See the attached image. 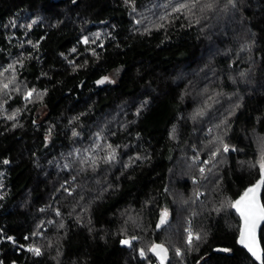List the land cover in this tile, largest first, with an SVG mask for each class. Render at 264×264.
<instances>
[{
	"label": "trees",
	"instance_id": "obj_1",
	"mask_svg": "<svg viewBox=\"0 0 264 264\" xmlns=\"http://www.w3.org/2000/svg\"><path fill=\"white\" fill-rule=\"evenodd\" d=\"M261 162L264 0H0V264H258Z\"/></svg>",
	"mask_w": 264,
	"mask_h": 264
},
{
	"label": "snow or ice",
	"instance_id": "obj_2",
	"mask_svg": "<svg viewBox=\"0 0 264 264\" xmlns=\"http://www.w3.org/2000/svg\"><path fill=\"white\" fill-rule=\"evenodd\" d=\"M188 7L186 4H182L180 8ZM174 11H179V9H174ZM87 41H85L86 43ZM98 83H104V80L98 81ZM7 87V85H5ZM31 96V93L28 94ZM224 150H228V146H224ZM261 174L264 176V162L260 164ZM260 187V184H256L253 187L246 190L243 196L240 197L239 200H236L231 207L235 208L243 221V226L241 228V240L240 243L244 244V246L248 249L251 254L257 259L261 258V252L258 248L256 242V228L260 221H264V206H261L258 203L257 199V191ZM167 213H163L161 216L160 223L163 224L165 222ZM192 236L189 235V242H191ZM123 244H127L128 241H121ZM36 254H39V250H35ZM152 251L157 252L160 256L161 264H163L164 259L166 258L167 250L163 248L161 245H154ZM179 255V252H177ZM143 255V252H141Z\"/></svg>",
	"mask_w": 264,
	"mask_h": 264
},
{
	"label": "water",
	"instance_id": "obj_3",
	"mask_svg": "<svg viewBox=\"0 0 264 264\" xmlns=\"http://www.w3.org/2000/svg\"><path fill=\"white\" fill-rule=\"evenodd\" d=\"M258 183L260 184V187H259V189H258V191H257V199H258V203H259L261 206H264L263 203H262V199H261L262 189H263V185H264V178H263V176H260V177H259L254 183H252V184L248 185L247 187H245L244 190L242 191V193H241L238 197H236V198L234 199V201L232 202V204H233L236 200H239L240 197L244 195V193L246 192L247 189L253 187L254 185H256V184H258ZM231 208H232L233 211H235V213L237 214V216L239 217V220H240V224H239V232H238V235H237V238H236V242H237V244H238L240 247H242V248H243V249H244V250L250 255V257H251L256 263H258V264H262V263H263V254H264V253H263V249H262L261 242H260V228H261L262 224L264 223V221H260V222L258 223V225H257V228H256V242H257L258 248H259V250H260V252H261V258H260V259H257L256 257H254V256L251 254V252L248 251V249L244 246V244H241V243H240V240H241V228H242V226H243V221H242V219H241V217H240L239 212H238L235 208H233V207H231ZM159 264H161V261L159 262ZM163 264H165V263H163Z\"/></svg>",
	"mask_w": 264,
	"mask_h": 264
},
{
	"label": "rangeland",
	"instance_id": "obj_4",
	"mask_svg": "<svg viewBox=\"0 0 264 264\" xmlns=\"http://www.w3.org/2000/svg\"><path fill=\"white\" fill-rule=\"evenodd\" d=\"M165 212L167 213L166 219L168 218V216H169V212H168V210H167V209H163L162 212H161V215H160L159 224H161V223H160V221H161V216H162V214L165 213ZM166 219H165V220H166ZM186 231L188 232V231H190V230L187 229Z\"/></svg>",
	"mask_w": 264,
	"mask_h": 264
}]
</instances>
